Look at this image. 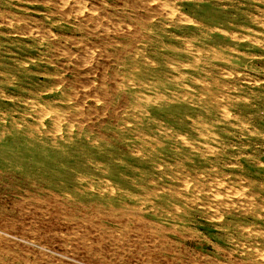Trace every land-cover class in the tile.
Wrapping results in <instances>:
<instances>
[{
  "label": "rangeland",
  "instance_id": "rangeland-1",
  "mask_svg": "<svg viewBox=\"0 0 264 264\" xmlns=\"http://www.w3.org/2000/svg\"><path fill=\"white\" fill-rule=\"evenodd\" d=\"M183 36L207 93L135 104ZM263 214L264 0H0V264H264Z\"/></svg>",
  "mask_w": 264,
  "mask_h": 264
},
{
  "label": "bare ground",
  "instance_id": "bare-ground-1",
  "mask_svg": "<svg viewBox=\"0 0 264 264\" xmlns=\"http://www.w3.org/2000/svg\"><path fill=\"white\" fill-rule=\"evenodd\" d=\"M74 2V1H73ZM54 3V2H53ZM105 3V2H104ZM118 3V2H117ZM141 3V2H140ZM112 4V3H111ZM79 7V6H78ZM2 8V7H1ZM134 8V7H133ZM169 9V7H168ZM174 9V8H173ZM87 10V9H86ZM174 11V10H172ZM80 13V12H79ZM160 14V13H159ZM168 14V13H167ZM123 15V14H122ZM169 15H171L169 13ZM173 15V14H172ZM155 17V16H154ZM13 18V17H12ZM8 19V18H7ZM184 19V18H183ZM182 20V19H181ZM29 21V20H28ZM44 21V20H43ZM185 21V19H184ZM120 28V27H119ZM135 30V29H134ZM167 30H165L163 32V34L165 33H169V32H166ZM90 32V31H89ZM97 33V32H96ZM137 34V33H136ZM171 34V33H170ZM172 35V34H171ZM174 35V34H173ZM96 36V35H95ZM247 36V35H246ZM120 38V37H119ZM157 38V37H156ZM128 39V38H127ZM243 39V38H242ZM157 40V39H156ZM56 42V41H55ZM158 43V42H157ZM46 44V43H45ZM60 44V43H59ZM147 45H152V44H149V42L147 43ZM145 45V46H147ZM156 45V44H154ZM159 46H156L152 49L151 53H153L154 56H156L158 58V61H153V60H146L144 59L147 64H150V65H153V66H156L158 67L157 69H152L151 72L149 74H153L154 75V79H150V76H147V75H141L139 77H134V80L133 83L135 85V89L133 90V93H132V101H134L135 104L138 103V100H141L142 102H144L145 104H147L148 106L150 104H153L154 103V100H161L163 99L164 101H174V100H180L182 102L181 105H179V107L175 108V107H171L173 110H182L184 109L185 107H188V106H192L190 104H188V100H190L192 102V104H195V98H196V91H195V85H200V94L201 96H203V94L205 95L207 93V87H208V83H207V80L208 78V74L207 72L205 71V69L203 68V63H205L206 61H202V60H208L207 57H209L211 54V48L208 46V45H202V46H197V45H192L191 44V41L188 39H186L184 36L182 37V39L179 41L178 44H173V43H165L160 41V43L158 44ZM157 47H160L164 50L168 49V50H171L172 53H178L179 55L183 56V60H178L175 55H171V54H164V53H160L158 48ZM93 50V49H92ZM162 51V50H161ZM94 52V51H93ZM142 53V51H141ZM139 54H140V51H139ZM149 54V53H148ZM152 55V54H151ZM136 58V57H135ZM220 58V57H219ZM222 58V57H221ZM137 59V58H136ZM117 60V59H116ZM160 62V63H159ZM179 62H182L184 63L183 64V69L179 68V65L180 64ZM159 63V64H158ZM182 66V65H181ZM129 70V69H128ZM169 71V72H168ZM70 73V72H69ZM148 73V72H146ZM131 75V74H130ZM76 76V75H75ZM133 78V77H131ZM244 78V77H243ZM245 79V78H244ZM129 81V80H128ZM209 90V89H208ZM210 91V90H209ZM199 94V95H200ZM42 100V99H41ZM186 101V102H185ZM263 101V100H261ZM185 102V103H184ZM43 103V102H42ZM96 103V102H95ZM184 103V104H183ZM73 104V103H72ZM48 105V104H47ZM43 106V105H42ZM79 106V105H78ZM156 107L155 110H158L159 109V104H156L155 105ZM171 106V105H170ZM213 107V106H212ZM168 109V108H167ZM153 111V110H152ZM156 112V111H154ZM190 112V111H189ZM262 113V112H261ZM192 115V114H191ZM177 116V114H176ZM59 117V116H58ZM136 117V116H135ZM169 118V117H168ZM91 119V118H90ZM180 120V124L184 126V121L183 119L184 118H179ZM56 120V118H55ZM147 120V119H146ZM185 120V119H184ZM187 120V118H186ZM185 120V121H186ZM189 121V120H187ZM155 120L154 119H151V123H154ZM196 117L195 119H192L191 121V126L190 128L191 129H194V124L196 123ZM55 125V124H53ZM52 125V126H53ZM144 126V125H143ZM70 127V126H69ZM147 127V126H146ZM185 127V126H184ZM87 129V128H86ZM60 130V129H59ZM189 130V129H188ZM57 131V129H56ZM44 132V131H43ZM55 132V131H54ZM71 132V131H70ZM83 132V131H82ZM192 132V131H191ZM259 133V132H258ZM199 135V134H198ZM142 136V135H141ZM179 136V135H178ZM61 137V136H59ZM158 138V137H157ZM87 140V139H86ZM181 140V139H180ZM186 141V140H185ZM150 143V142H149ZM186 143V142H185ZM155 144V143H154ZM175 144V143H174ZM180 144V143H179ZM132 146V145H131ZM136 148V147H135ZM175 148V147H174ZM194 148V146H193ZM112 149V148H111ZM197 149V148H196ZM138 150V149H137ZM175 150V149H174ZM188 150V149H187ZM165 153V152H164ZM75 154V153H74ZM168 154V153H167ZM200 154V153H199ZM185 157V156H184ZM97 158V157H96ZM155 158V156H154ZM58 159V158H57ZM80 159V158H79ZM125 159V158H124ZM129 159V158H128ZM104 160V159H103ZM47 161V160H46ZM83 161V160H82ZM87 161V160H86ZM80 162V161H79ZM50 163V162H49ZM75 163V162H74ZM81 163V162H80ZM86 163V162H85ZM46 164V163H45ZM156 164V163H155ZM166 164V163H165ZM48 165V164H47ZM50 165V164H49ZM82 165V164H81ZM93 166V165H92ZM157 166V165H156ZM54 167V166H53ZM91 167V166H90ZM126 167V166H125ZM51 168V167H50ZM121 169V168H120ZM142 169V168H141ZM155 169V168H154ZM62 170V169H61ZM115 170V169H114ZM129 170V169H128ZM127 170V171H128ZM89 171V170H88ZM116 171V170H115ZM161 171V169H160ZM65 172V171H64ZM83 172V171H82ZM93 172V171H92ZM132 172V170H131ZM157 172V171H156ZM195 172V171H194ZM139 173V172H138ZM199 173V172H198ZM197 173V174H198ZM196 174V173H195ZM55 175V174H54ZM79 175V174H78ZM181 175H186L184 173H181ZM199 175V174H198ZM64 176V175H63ZM167 177V176H166ZM57 178V177H56ZM75 179V178H74ZM151 179V178H150ZM157 179V178H156ZM176 179L177 180H181V183H182V189H185V190H190V186H185L184 184H186L184 181H187V179L185 180L184 177L182 178L181 176H176ZM82 180V179H81ZM118 180V179H116ZM262 180V179H261ZM72 181V180H71ZM119 181H120V178H119ZM78 182V181H77ZM75 183V182H74ZM184 183V184H183ZM75 185V184H74ZM131 185V184H130ZM78 186V185H77ZM152 186V185H151ZM192 186V185H191ZM71 187V186H70ZM102 187V186H101ZM187 187V188H186ZM110 188V187H109ZM112 188V187H111ZM116 189V187H115ZM154 189V188H152ZM162 190V188H160ZM142 190V188H141ZM157 191V190H156ZM211 191V190H210ZM197 192V191H196ZM212 193V192H211ZM216 193V192H215ZM214 193V194H215ZM213 194V195H214ZM236 192H223V193H220V191L214 195V198L218 200V206L219 207H227L230 205V202L231 200L230 197H232L233 195H235ZM245 194V193H244ZM107 195V194H106ZM210 195V194H209ZM243 195V194H242ZM241 195V196H242ZM53 196V195H52ZM220 196V197H219ZM236 196H239V195H235ZM156 198V201H153L154 205L157 206V207H161V208H164V209H170V208H177L179 205H180V200L177 198V194L176 192H171L169 194H167V196H165L164 194H160V193H157L155 196ZM213 197V196H212ZM211 197V198H212ZM247 197H249V195L247 196H244L243 195V200H247ZM137 199L140 198L139 195L136 196ZM251 198V197H250ZM87 199V198H86ZM143 199H146V200H149L148 197L144 196L143 195ZM216 200V201H217ZM242 200V202H243ZM43 201V200H42ZM102 201V200H101ZM248 201V200H247ZM246 201V202H247ZM58 202V201H57ZM106 202V201H105ZM241 202V201H240ZM245 202V203H246ZM207 203V202H206ZM210 203V202H209ZM233 204V201L231 202ZM244 203V204H245ZM100 204V203H99ZM247 204V203H246ZM260 204V203H259ZM119 205V204H118ZM237 205V204H236ZM248 205V204H247ZM250 205V204H249ZM262 205V204H261ZM24 206V205H23ZM38 206V205H37ZM140 206V205H139ZM148 206V205H147ZM22 207V206H21ZM20 207V208H21ZM57 207V205H56ZM149 207V206H148ZM249 207V206H248ZM251 207V206H250ZM262 207V206H261ZM32 208V207H31ZM140 208V207H139ZM152 208V206L150 207ZM94 209V208H93ZM214 209V208H213ZM249 208H247L248 210ZM30 210V209H29ZM145 210V209H144ZM152 210V209H151ZM150 210V211H151ZM177 210V209H176ZM22 211V210H20ZM155 211V210H154ZM26 212V211H25ZM46 212V211H45ZM171 212V211H170ZM25 214V213H24ZM81 215V214H80ZM84 215V214H83ZM96 215V214H95ZM164 215V214H163ZM264 215V214H263ZM262 215V216H263ZM87 216H90V214ZM87 216H84L87 218ZM120 216V215H119ZM69 217V216H67ZM97 216H95L96 218ZM138 217H141L140 215ZM137 217V218H138ZM155 217V216H154ZM153 217V218H154ZM64 218V216H63ZM82 218V217H81ZM116 218V217H115ZM142 219V217H141ZM23 220V219H22ZM36 220V219H35ZM34 220V221H35ZM72 220V219H71ZM96 220V219H95ZM113 220V219H112ZM115 220V219H114ZM136 220V219H135ZM132 221V222H136V221ZM83 221V220H82ZM99 221V220H98ZM110 221V220H109ZM118 221V219H117ZM123 221V220H122ZM143 221V220H142ZM141 221V223H142ZM68 222V221H66ZM88 222V221H87ZM150 222V221H149ZM161 222V221H160ZM173 222V221H172ZM228 222V221H227ZM34 223V222H33ZM39 223V222H38ZM37 223V224H38ZM70 223V221H69ZM115 223V222H114ZM152 223V222H151ZM24 224V223H23ZM94 224V223H93ZM92 224V226H93ZM119 224V222H118ZM121 224V223H120ZM154 224V223H152ZM165 224V223H164ZM70 225V224H69ZM73 225V224H72ZM87 225V223H86ZM89 225V224H88ZM103 225V224H101ZM101 225L100 228H101ZM135 225V223H134ZM137 225V224H136ZM78 226V225H77ZM77 226H74V227H77ZM82 226V225H81ZM145 226V225H144ZM150 226V224H149ZM153 226V225H152ZM33 227V225H32ZM39 227V226H38ZM37 227V228H38ZM48 227V226H47ZM80 227V226H79ZM85 227V226H83ZM98 227V226H97ZM139 227V226H138ZM174 227V226H173ZM14 228V227H13ZM12 228V229H13ZM37 228H35L37 230ZM55 228V227H54ZM92 228V227H91ZM108 228V227H107ZM127 228V227H125ZM142 228V227H141ZM161 228V227H160ZM176 228V227H175ZM34 229V228H33ZM42 229V228H41ZM44 229V228H43ZM77 229V228H76ZM86 229V228H85ZM85 229L83 230L84 232H87L85 231ZM89 229V228H88ZM97 229V228H96ZM105 229V227H104ZM109 229V228H108ZM107 229V230H108ZM117 229V228H116ZM143 229V228H142ZM148 229V227H147ZM151 229V228H149ZM155 229V228H154ZM162 229V228H161ZM160 229V230H161ZM166 229V228H165ZM171 229V228H170ZM253 229V228H252ZM16 230V229H15ZM75 229H73L74 231ZM119 230V229H117ZM152 230V229H151ZM168 230V229H167ZM185 230V229H184ZM35 231V230H34ZM59 231V230H58ZM76 231V230H75ZM78 231V230H77ZM76 231V233H77ZM114 231V229H113ZM164 231V230H163ZM189 231V230H188ZM29 232V231H28ZM36 232V231H35ZM81 232V231H80ZM157 232V231H156ZM25 233V232H24ZM30 233V232H29ZM82 233V232H81ZM88 233V232H87ZM102 233V232H101ZM114 233V232H113ZM128 233V232H127ZM152 233V232H151ZM176 233V232H175ZM27 234V232H26ZM34 234V232H33ZM78 234V233H77ZM98 234V233H97ZM96 234V235H97ZM179 234V233H178ZM35 235V234H34ZM37 235V233H36ZM82 235H84L82 233ZM86 235V234H85ZM103 235V234H102ZM101 235V236H102ZM120 235V234H119ZM124 235V234H123ZM142 235V234H141ZM171 235V234H170ZM229 235V234H228ZM32 236V235H31ZM127 236V234H126ZM139 236V235H138ZM160 236V235H159ZM158 236V237H159ZM180 236V235H179ZM80 237V236H79ZM83 237V236H82ZM91 237H95V236H91ZM100 237V236H99ZM108 237V236H107ZM110 237H111V234H110ZM113 237V236H112ZM129 237V236H128ZM141 237V236H140ZM155 237V236H154ZM163 237V236H162ZM31 238V237H30ZM41 238V237H40ZM84 238V237H83ZM82 238V240H84ZM87 237H85V240ZM116 238V237H115ZM165 238V237H164ZM170 238V237H169ZM34 239V238H33ZM74 239V238H73ZM76 239V238H75ZM90 239V238H89ZM88 239V240H89ZM101 239V238H100ZM111 239V238H110ZM123 239V237H122ZM125 239H128L127 237ZM153 239V238H152ZM156 239V238H155ZM163 239V238H161ZM166 239V238H165ZM241 239V238H240ZM244 239V238H243ZM9 240V239H8ZM25 240V239H24ZM29 240V239H27ZM39 240V239H38ZM70 240V239H69ZM97 240V239H96ZM95 240V241H96ZM117 240V239H116ZM115 240V241H116ZM159 240V238H158ZM30 241V240H29ZM77 241V240H76ZM124 241V239L122 240ZM145 241V240H144ZM167 241V240H166ZM6 242V241H5ZM41 242V241H40ZM78 242V241H77ZM85 242V241H84ZM83 242V243H84ZM89 242V241H88ZM103 242V241H102ZM101 242V243H102ZM119 242V240H118ZM173 242V241H172ZM182 242V241H181ZM31 243V242H30ZM81 243V242H79ZM114 243V242H113ZM126 243V242H125ZM32 244V243H31ZM40 244V243H39ZM38 244V245H39ZM88 244V243H87ZM92 244V243H91ZM170 244V243H168ZM177 244V243H176ZM13 245V244H12ZM43 245V244H42ZM86 245V244H85ZM84 245V246H85ZM93 245V244H92ZM91 245V247H93ZM103 245V244H102ZM134 245V244H133ZM240 245V244H239ZM260 245V244H259ZM36 246V245H35ZM123 246V243L122 245ZM120 246V247H121ZM126 246V245H124ZM40 247V246H39ZM42 247V246H41ZM87 247V246H86ZM146 247V246H145ZM104 248V246L102 247ZM126 248V247H125ZM164 248H168V247H164ZM263 248V247H262ZM101 250V248H99ZM91 250V249H90ZM122 250V249H121ZM125 249H123L124 251ZM248 250V249H247ZM94 251V250H93ZM142 251V250H141ZM166 251V250H165ZM170 251V249H169ZM257 251V250H256ZM39 252V251H38ZM120 252V251H119ZM259 252V251H258ZM9 253V252H8ZM94 254V253H92ZM103 254V253H102ZM101 254V255H102ZM149 254V253H148ZM256 254V253H255ZM24 255V254H23ZM52 255V254H51ZM100 255V254H99ZM113 255V254H112ZM257 255V254H256ZM260 255H261V252H260ZM98 256V255H97ZM14 257V256H13ZM121 257V255H120ZM263 257V255H262ZM101 258V257H100ZM75 259V258H74ZM162 259V258H161ZM104 260V259H103ZM1 261V260H0ZM3 261V260H2ZM69 261V260H68ZM73 261V260H72ZM86 261V260H85ZM30 262V261H29ZM100 262V261H99ZM215 262V261H214ZM1 263V262H0ZM28 263V262H27ZM73 263V262H72ZM96 263V261H95ZM171 263V262H170ZM185 263V262H184ZM20 264V263H19ZM60 264V263H59ZM89 264V263H88ZM101 264V263H100ZM107 264V263H105Z\"/></svg>",
  "mask_w": 264,
  "mask_h": 264
}]
</instances>
